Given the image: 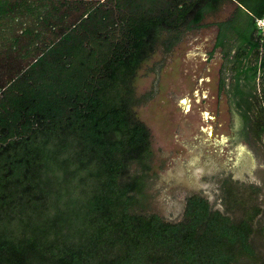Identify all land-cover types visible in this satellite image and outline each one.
I'll list each match as a JSON object with an SVG mask.
<instances>
[{
  "label": "trees",
  "instance_id": "obj_1",
  "mask_svg": "<svg viewBox=\"0 0 264 264\" xmlns=\"http://www.w3.org/2000/svg\"><path fill=\"white\" fill-rule=\"evenodd\" d=\"M224 1L0 0V264H231L232 244L252 253L258 208L234 223L193 195L170 223L129 212L141 184L120 186L148 153L131 112L137 69L161 31L196 27ZM229 1L216 47L234 64L226 93L247 123L264 117V0ZM78 177L83 200L65 217L58 189Z\"/></svg>",
  "mask_w": 264,
  "mask_h": 264
},
{
  "label": "rangeland",
  "instance_id": "obj_2",
  "mask_svg": "<svg viewBox=\"0 0 264 264\" xmlns=\"http://www.w3.org/2000/svg\"><path fill=\"white\" fill-rule=\"evenodd\" d=\"M235 8L225 0L198 26L187 24L157 35L131 81V112L149 131L148 153L141 160L144 166L130 163L120 186L135 180L141 184V191L131 194L129 212L155 214L170 223L183 219L186 201L193 195L234 220L258 208L253 238L264 254L263 140L237 133L236 111L226 87L219 86L225 74L220 73L221 52L212 48L216 24ZM256 88L261 90L262 84L257 82ZM261 92V99L255 96L256 106L264 109ZM79 177L74 189H58L65 217L83 200L86 187L80 188Z\"/></svg>",
  "mask_w": 264,
  "mask_h": 264
},
{
  "label": "flooded vegetation",
  "instance_id": "obj_3",
  "mask_svg": "<svg viewBox=\"0 0 264 264\" xmlns=\"http://www.w3.org/2000/svg\"><path fill=\"white\" fill-rule=\"evenodd\" d=\"M218 33H219V29L216 27V33H215L214 40L212 43V48H213V50H219L221 52V56H222L223 63H222V68H221L220 73L222 74L223 70H224L225 74H224V78H222V76L220 77V80H219V86H220L222 80H226L227 78H229V76L227 74H230V75L232 74L231 70L234 67V64L232 62L231 63L227 62V60L225 59V56L223 54L222 49L220 47H216ZM233 53H234V51H233ZM230 59H232V57ZM259 76L260 75L258 74V77ZM257 82L262 84L261 78H257L256 83ZM230 83H231V79L229 82L228 81L226 82V84H227L225 86L226 92L229 88ZM261 90L264 91L263 86H262ZM261 90L259 89L257 91V88L255 90V96L259 97L260 99L262 97L261 96V93H262ZM236 115H237V119L239 122V124H238L239 128L237 129V133L240 136H250L254 140H256V139L257 140H263V146H264V119H263L264 117H261L260 114L257 115L254 112L251 115V119L247 123H244V122H242L240 115L237 112H236ZM211 209H212V207H211ZM213 211H215V210H213ZM230 219L234 223H235V221L236 222L240 221V220H234L231 217H230ZM253 222H254V220H253ZM260 229H261V231H264V227L260 228ZM255 234L256 233L253 232L248 239V244L251 247L252 253H248V252L244 251L239 244L238 245H233V244L231 245L232 252L235 254V259L233 260V262H231V264H258V263H262L264 261V254H259L260 252H259L258 248L256 247L255 240H254L255 238H253Z\"/></svg>",
  "mask_w": 264,
  "mask_h": 264
},
{
  "label": "built area",
  "instance_id": "obj_4",
  "mask_svg": "<svg viewBox=\"0 0 264 264\" xmlns=\"http://www.w3.org/2000/svg\"><path fill=\"white\" fill-rule=\"evenodd\" d=\"M255 23L259 33L261 34V38L264 41V17L256 19Z\"/></svg>",
  "mask_w": 264,
  "mask_h": 264
}]
</instances>
